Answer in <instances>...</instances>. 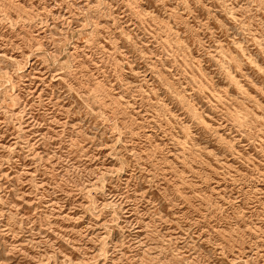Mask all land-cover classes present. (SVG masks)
Masks as SVG:
<instances>
[{
	"label": "rangeland",
	"instance_id": "rangeland-1",
	"mask_svg": "<svg viewBox=\"0 0 264 264\" xmlns=\"http://www.w3.org/2000/svg\"><path fill=\"white\" fill-rule=\"evenodd\" d=\"M0 264H264V0H0Z\"/></svg>",
	"mask_w": 264,
	"mask_h": 264
}]
</instances>
